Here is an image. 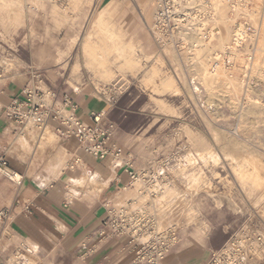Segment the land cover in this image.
<instances>
[{"label":"rangeland","instance_id":"obj_1","mask_svg":"<svg viewBox=\"0 0 264 264\" xmlns=\"http://www.w3.org/2000/svg\"><path fill=\"white\" fill-rule=\"evenodd\" d=\"M21 4L18 21L0 7V79L26 69L58 68L77 90L87 80L91 93L109 106L105 120L121 128L131 144L135 168L145 179L143 194L166 187L161 198L141 205L177 228L178 242L169 254L176 264H208L213 252L229 248L221 264H264V0H199L189 6L175 0ZM204 6L216 12L215 19ZM103 10L109 26L123 32L139 59L138 67L130 69L109 53L111 77L91 66L83 50L86 39L100 43L95 22ZM225 23L231 30L224 46ZM183 24L195 26L190 29L194 38L184 39ZM235 28L244 36L241 45L228 49ZM259 49L262 67L254 70L251 57ZM153 66L159 70L149 84L145 78ZM252 167L262 184L244 175ZM3 169L2 190L18 183ZM125 188L113 196L117 206L133 204L119 200ZM197 228L208 232L190 242ZM129 245L134 251L135 242ZM18 256L20 264L41 263L40 250L25 242Z\"/></svg>","mask_w":264,"mask_h":264},{"label":"crops","instance_id":"obj_2","mask_svg":"<svg viewBox=\"0 0 264 264\" xmlns=\"http://www.w3.org/2000/svg\"><path fill=\"white\" fill-rule=\"evenodd\" d=\"M21 5V0H0V7L11 10L16 21L22 17ZM95 6L93 1V9ZM104 11L97 15L95 22L96 31L101 34L100 43L87 39L83 50L91 66L102 76L111 77L109 53L115 52L130 69L138 67L139 59L134 54L133 44L124 41L123 32L109 26ZM155 70L159 69L156 66L150 69L145 78L147 83L154 84ZM32 71L13 72L8 78L0 79V158L8 162L9 169L5 170L22 177L21 183L0 189V264H20L18 249L23 242L40 250V264H55V260L57 264H130L134 251L127 237L99 241L96 231L107 215L106 201L114 202L113 196L125 187L119 200H132L139 196L143 184L132 182L130 185L131 178L124 164L116 166L112 157L98 159L84 152L76 138L59 137L54 124L42 132L30 130V126L23 130L6 117L5 108L30 83ZM38 71L42 72L46 85L72 95L84 121L92 122L93 112L104 113L105 120L109 106L105 107L91 93L87 80L77 90L58 68ZM53 131L59 138L58 143ZM122 133L121 128L116 129L114 139L125 158L134 161L131 144ZM77 157L81 161L74 165ZM201 232L208 230L197 228L189 236L190 242ZM84 243L93 247L94 252L87 254L88 247H84ZM176 262L178 259H168V264Z\"/></svg>","mask_w":264,"mask_h":264},{"label":"built area","instance_id":"obj_3","mask_svg":"<svg viewBox=\"0 0 264 264\" xmlns=\"http://www.w3.org/2000/svg\"><path fill=\"white\" fill-rule=\"evenodd\" d=\"M78 111L79 104L68 91H60L46 85L42 72L34 70L30 83L12 99L4 113L21 128L30 126L39 132L54 124L59 137L76 138L79 148L84 152L98 159L112 157L116 166L121 163L125 165L131 180L139 178L134 161L125 158L123 150L114 139L116 126L103 120L104 113L93 112L92 122H86ZM80 161L77 157L73 164H79ZM0 166L8 168L7 160L0 158ZM10 171L15 176L19 175ZM19 178L17 182L21 183L20 175ZM105 205L107 215L96 231L99 241L127 237L131 244L135 242L134 257L130 264H168L171 249L178 242L175 226L159 229L154 219H144L142 214L137 215L130 204L117 206L112 201H106ZM83 246L88 247L87 243ZM94 250L93 247H88L87 254ZM231 250L229 248L213 252L208 264H221Z\"/></svg>","mask_w":264,"mask_h":264},{"label":"bare ground","instance_id":"obj_4","mask_svg":"<svg viewBox=\"0 0 264 264\" xmlns=\"http://www.w3.org/2000/svg\"><path fill=\"white\" fill-rule=\"evenodd\" d=\"M199 0H175V2H177V3H181V4H184V2H186V5H192L193 3H196V2H198ZM159 3L160 4H164V3H166V0H159ZM204 3V2H203ZM13 10V9H12ZM204 10L206 11V13H208L209 11H207V9H206V7L204 6ZM218 11V10H217ZM220 11V13L222 12L223 13V9L221 10H219ZM16 12V11H15ZM14 11H13V13H15ZM159 13V11L157 12V14ZM211 13V14H210ZM221 13V14H222ZM215 14H216V12H214V11H211V12H209L208 13V15L210 16L211 15V18H213V19H215ZM223 15V14H222ZM221 16V15H220ZM193 17V16H192ZM193 18H195V16L193 17ZM180 20V19H179ZM203 24V23H202ZM205 24V23H204ZM186 24H183V27L181 28L182 30H181V34L183 35V37H184V39H192V38H194L196 35L195 34H193L192 33V29H195V26H192V28H189L188 26H189V24H187L186 26H185ZM222 26H223V28H224V33H222L221 34V39H222V43H223V45L224 44H227L228 43V41H229V37H230V26L228 25V24H221ZM242 28V27H241ZM191 29V30H190ZM236 29V28H235ZM243 31H245V30H243ZM243 34H242V32H241V29H239L238 28V30L236 29V31H235V33H234V40H235V42H234V45L232 46V47H228V49L229 48H235V46H237V45H235V44H240L239 42H241L240 40L243 38ZM200 39H201V37H199L198 36V41H200ZM87 40V39H86ZM201 43V42H200ZM241 45V44H240ZM225 46V45H224ZM227 47V46H226ZM236 51V50H235ZM251 65L253 66V68H254V70H261V67H262V64H261V55H260V49H259V52L257 53V54H255V56L253 55V57H251ZM206 75V74H205ZM211 76V75H210ZM250 86V85H249ZM220 98V97H219ZM210 101V100H209ZM29 127V126H28ZM41 138V137H40ZM31 139H32V141H33V138L31 137ZM31 141V142H32ZM32 146H33V144H32ZM30 147V146H29ZM34 148V147H33ZM29 149V148H28ZM34 153H35V151H34ZM39 153V152H38ZM57 154V153H56ZM35 155V154H34ZM40 155V154H39ZM39 155H38V157H39ZM201 156L202 157H204V156H206V153L205 154H201ZM211 157V156H210ZM62 158V157H61ZM194 160V159H193ZM59 161H61V160H59ZM63 162V161H62ZM62 162H61V164H62ZM35 163V162H34ZM60 164V165H61ZM37 165V164H36ZM34 166V165H33ZM238 166V165H237ZM241 166V165H240ZM37 167V166H36ZM35 167V168H36ZM56 167V166H55ZM39 168V167H38ZM57 168V167H56ZM55 168V169H56ZM60 168V167H59ZM242 169V168H241ZM58 170H61V169H58ZM7 176H9V177H12L13 179H15V180H19L20 178H19V175H17V176H15V175H13L12 173H11V171H9V170H5V169H3L2 170ZM239 171H242V170H239ZM59 172V171H58ZM55 174V173H54ZM244 175L245 176H247L253 183H255V184H257V185H260V184H262L261 183V179L259 178L260 176H261V174H260V172H259V170L258 169H256L255 167H252V171L250 170V171H245V173H244ZM97 179V178H96ZM198 179V178H197ZM144 181H145V179L143 178V177H139V178H137L136 180H134L133 181V183H142V184H144ZM153 181H155V179H153ZM194 181V180H193ZM197 181V180H196ZM195 182V181H194ZM98 183H100V182H98ZM196 183V182H195ZM198 184V183H197ZM196 184V185H197ZM103 186V185H102ZM166 188V187H165ZM164 188V189H165ZM137 189V188H136ZM164 189L163 188H160V190H157L155 193V195L154 194H152L151 193V195H148V194H143V191H140L139 193V196L138 197H136V198H134V199H132L133 200V204H132V208H133V210L136 212V214L137 215H140V214H142V216L144 217L145 216V218L144 219H146V218H152V219H154L155 221H156V224H157V226H158V228L159 229H166V228H168L170 225H171V223L170 224H166L165 223V221H164V218H162L163 217V215H161L160 214V212L158 213V212H155L154 210H152L151 208H148V209H144V206H142L141 204L144 202V201H148V199H151L153 202H154V200L157 198V197H160V196H158V194L160 193H164L165 191H164ZM152 192H154V191H152ZM127 193V192H126ZM126 193H125V195H126ZM128 195V194H127ZM132 195V194H131ZM147 195V196H146ZM134 196V195H133ZM162 197V196H161ZM160 197V198H161ZM156 203H158V202H156ZM163 212H164V210H163ZM170 216V215H169ZM165 218H167V217H165ZM169 218V217H168ZM171 227H174V226H171ZM33 249V248H32Z\"/></svg>","mask_w":264,"mask_h":264}]
</instances>
